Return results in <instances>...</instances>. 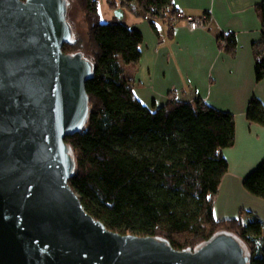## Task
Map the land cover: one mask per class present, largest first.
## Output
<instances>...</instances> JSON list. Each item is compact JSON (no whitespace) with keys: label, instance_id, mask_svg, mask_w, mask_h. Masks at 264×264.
Instances as JSON below:
<instances>
[{"label":"trees","instance_id":"1","mask_svg":"<svg viewBox=\"0 0 264 264\" xmlns=\"http://www.w3.org/2000/svg\"><path fill=\"white\" fill-rule=\"evenodd\" d=\"M66 1L79 6L87 28L84 56L94 66L84 90L87 122L81 132L65 138L75 162L68 184L86 213L113 233L163 238L178 251H192L218 233H230L246 248L250 264H264L262 220L214 218V199L228 170L222 151L235 140L233 115L199 98L194 103L168 100L152 109L140 104L123 69L140 61L141 32L119 20L103 24L98 0ZM108 5L147 20L155 33L153 20L170 28L182 20L172 0ZM254 10L260 25V37L252 45L258 83L264 79V1ZM74 40L63 45L66 55L82 52L77 35ZM218 45L225 55L234 56L236 36L220 35ZM245 117L264 126L259 99L251 98ZM242 187L264 201V162L246 175Z\"/></svg>","mask_w":264,"mask_h":264},{"label":"water","instance_id":"2","mask_svg":"<svg viewBox=\"0 0 264 264\" xmlns=\"http://www.w3.org/2000/svg\"><path fill=\"white\" fill-rule=\"evenodd\" d=\"M67 5L0 0V264H250L230 233L178 251L86 213L68 184L75 162L65 138L87 122L94 66L62 51L75 42Z\"/></svg>","mask_w":264,"mask_h":264},{"label":"crops","instance_id":"3","mask_svg":"<svg viewBox=\"0 0 264 264\" xmlns=\"http://www.w3.org/2000/svg\"><path fill=\"white\" fill-rule=\"evenodd\" d=\"M262 1L172 0L182 20L172 28L153 20L156 33L147 20L119 8L123 16L119 21L143 37L139 63L123 69L140 104L152 109L168 100L194 103L199 98L234 117V145L222 151L228 170L213 205L217 221L252 216L264 222V201L242 187L246 175L264 162V126L250 124L245 117L252 97L264 106V79L255 80L252 54L260 37L254 7ZM204 14L210 17L207 27L189 31L185 20ZM227 33L236 36L234 56L225 55L218 45V37Z\"/></svg>","mask_w":264,"mask_h":264},{"label":"rangeland","instance_id":"4","mask_svg":"<svg viewBox=\"0 0 264 264\" xmlns=\"http://www.w3.org/2000/svg\"><path fill=\"white\" fill-rule=\"evenodd\" d=\"M116 1V0H115ZM98 12L99 16H101V22L103 24L113 22L114 20H118L116 16H114V11L111 12L110 5L107 4V0H98ZM68 13L67 18L71 25V28L74 30L75 35H77L78 40L81 44V54L87 55V37H86V31L87 28L85 27L83 17L81 15L79 6H77L74 2L68 3ZM115 18V19H114ZM128 23V21L126 20ZM126 23V24H127Z\"/></svg>","mask_w":264,"mask_h":264},{"label":"built area","instance_id":"5","mask_svg":"<svg viewBox=\"0 0 264 264\" xmlns=\"http://www.w3.org/2000/svg\"><path fill=\"white\" fill-rule=\"evenodd\" d=\"M208 17L206 15L198 18H189L185 20V24L187 25L189 31L194 32V30L205 29L208 23Z\"/></svg>","mask_w":264,"mask_h":264}]
</instances>
